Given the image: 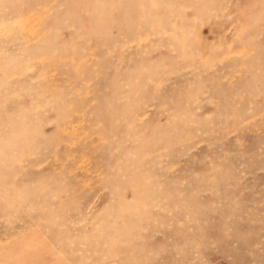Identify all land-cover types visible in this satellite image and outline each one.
I'll return each instance as SVG.
<instances>
[{
    "label": "rangeland",
    "instance_id": "374dc122",
    "mask_svg": "<svg viewBox=\"0 0 264 264\" xmlns=\"http://www.w3.org/2000/svg\"><path fill=\"white\" fill-rule=\"evenodd\" d=\"M0 264H264V0H0Z\"/></svg>",
    "mask_w": 264,
    "mask_h": 264
}]
</instances>
